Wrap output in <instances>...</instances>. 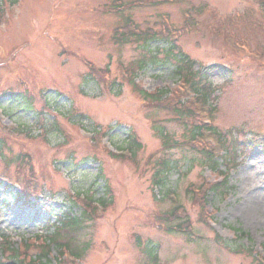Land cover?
<instances>
[{
    "label": "rangeland",
    "instance_id": "obj_1",
    "mask_svg": "<svg viewBox=\"0 0 264 264\" xmlns=\"http://www.w3.org/2000/svg\"><path fill=\"white\" fill-rule=\"evenodd\" d=\"M261 1L176 0L167 5L155 0H0V150L5 157L0 158V177L15 185L33 184L32 177H37L35 188L42 195L25 205L16 200L14 189L0 187V236L14 244L20 261L36 264L31 261L46 249L47 223L66 214L85 219L74 236L72 247L77 250L52 245V264L264 260V28L250 24L255 18L264 26ZM245 9L252 10L249 20L234 32L250 47L243 44L235 50L227 36L205 27L218 13L228 17L230 28ZM184 13L191 18L190 32ZM166 16L181 31L175 59L173 54L167 57L169 44L161 40L144 47L114 39L115 29L125 25L126 18L142 31H158ZM181 57L186 63L177 60ZM139 62L148 67L134 74L131 67ZM188 62H193L192 72L201 71L213 84L215 99L209 109L215 110L214 126L228 140L239 142L231 164L218 160L219 171L233 168L228 193L208 200L205 207L204 182L221 179L203 167L196 150L180 146L189 141L192 120L184 127L147 96L178 87L176 66L186 69ZM91 68L105 83L89 76ZM122 70L146 92L140 94ZM111 83H116L112 92ZM53 89L70 99L49 97L54 108L41 125L35 115L43 109V92ZM167 98L168 94L162 100ZM78 123L97 132V139L82 132ZM17 125L21 127L16 131ZM213 146L211 141L200 149ZM124 148L134 153H109ZM162 160L178 166L166 176L165 187L155 180L166 170ZM23 164L28 166L26 180L19 174ZM98 199L109 204L92 216L82 203ZM172 211L173 216L167 215ZM185 222L192 231L170 230ZM29 241L36 247L31 245L26 253ZM63 252L71 255L64 259ZM10 256L1 248L0 264H11Z\"/></svg>",
    "mask_w": 264,
    "mask_h": 264
},
{
    "label": "trees",
    "instance_id": "obj_2",
    "mask_svg": "<svg viewBox=\"0 0 264 264\" xmlns=\"http://www.w3.org/2000/svg\"><path fill=\"white\" fill-rule=\"evenodd\" d=\"M125 21L128 23L130 22L129 18H126ZM125 28V29H124ZM129 29L125 26H118L115 29V36L114 39L116 40V42H118V44H124V43H136V44H142L144 47H147L150 42L153 40H162L166 43L169 44L168 46V50L166 51V55L169 58L171 54L174 55L173 51L175 50V48L177 47V42L172 40L170 38V36H168L167 38L162 37V33L161 31H156L153 29H147L142 31L139 28H135V32L137 31V33H135L134 31H128ZM132 30V29H131ZM123 31V32H121ZM175 58V57H174ZM154 58H152L151 60H154ZM139 68H143L145 66H148V64H146L145 62H139L138 65ZM188 66L191 68L192 64L188 63ZM176 74L178 75H182L184 74L183 72V68L178 65L176 66ZM189 75H191L190 70L188 69ZM192 83V87L194 92L199 95L201 98V100L204 102V104L209 103L210 100H213V94L215 92L211 82L206 79L204 76H201L200 78L196 79L195 81H189ZM98 83V82H97ZM102 83V82H101ZM116 85V83L113 84V87ZM132 86L138 90V92L140 94H144L143 91H139V89L134 85V83L132 84ZM167 92H163L160 91L156 94H150L147 95L151 98H154V100H156L157 104H161L164 105L163 108L164 109H168L169 112H171L173 114V119L177 120L181 125H183L184 127L188 128V125L186 122H188L189 119L192 120L193 122V127L190 130L189 133V141L186 142L185 144H181L180 146H188L189 149H194L197 151L198 154L201 155L202 158V162L204 164V166H207L209 168H211L212 170L217 171L218 166H219V161H218V157H219V151L217 152L216 150H211V151H204L203 149H200V143H201V138L203 137L204 134L206 133H210V135L212 137H214L215 139H217V141L220 143L221 148L224 147V152L225 154H223V156L221 157L223 162L227 163V165L230 164L231 160V148L232 145L230 143H228V140L226 139V137L220 133L216 128L214 127H206L204 125L201 124V120L200 117L197 116L196 112L194 111V109L191 107V105L187 102H181L180 97L175 96L174 94H171L169 96V98L164 99V95H166ZM19 100L21 99L22 101L24 100V102H26L27 104L30 105V103L26 100V99H22V98H18ZM215 99V97H214ZM36 118L37 116L39 117L38 119V123L39 124H43L45 121V115L43 112L40 113H36ZM35 119V118H34ZM184 122V123H183ZM191 121L189 120V123ZM21 127L18 126L15 130H19V128ZM25 127H23L22 129H24ZM57 131H59L58 128H56ZM27 136H30L28 133L26 134ZM166 135H164L165 137ZM200 138V139H198ZM130 141V140H129ZM227 144V145H226ZM136 146L135 142L132 143V147ZM237 151V146L234 145L233 146V152L236 153ZM220 153H221V149H220ZM0 158L3 159L5 158L3 153L0 150ZM166 162V163H165ZM160 164H162V166L165 168L166 170L163 171H159L158 175L155 177L156 183L161 185L162 187L166 186L167 183V179L166 176L167 174L172 171L175 170L176 168H178V166L173 163H170L169 161H165L162 160L160 162ZM28 166L26 164H23V166L19 169V174H21L23 176V180H26L29 178L28 174L26 173V168ZM19 182V181H18ZM9 183V182H8ZM22 184L24 187V189L22 188V191L18 192L15 191L16 194V200L20 201L22 204H29L30 200V195H28L29 192H31L33 189L35 188V183L27 185L24 184L23 182H19L18 184ZM4 186L6 189H9L13 186L9 185V184H4L1 179H0V187ZM205 191V192H204ZM227 191V187L226 184H214L211 186H204V195L202 198V201H205V195H207L208 193H212V195L214 197H221L223 195L226 194ZM35 194V193H34ZM32 195V194H31ZM168 196V193H167ZM166 198V196H165ZM98 202L100 204H104L108 203L109 201L106 199H99ZM181 207H177L175 210L180 209ZM86 209L88 210L87 212L90 213V215L95 216L97 209L95 208H91L89 205L86 206ZM174 210V211H175ZM175 212H169L167 215H171L173 216ZM58 221L56 223L51 224L50 222L47 223L45 230H47V234L45 239H46V249L45 251H42L39 253L38 257L35 258V261H31L32 263H36V264H52V261L50 259L51 256V251L50 248L52 245H54V247H60V248H64V249H74L77 250L75 248L72 247V245L75 242L74 236L77 234V232L81 229L82 223L85 221V219L80 220L78 217H73L69 214H66L65 216L63 215L62 218H58ZM190 223L189 222H185L183 224H179L176 227L171 228V231H176V232H182V233H187L190 232ZM44 239V238H43ZM65 241V243H63V241ZM5 244H0V249L3 248L4 253L5 252H10L11 256H10V260H11V264H25L24 261H20L18 255L16 254L18 252V249L14 246V244L8 240L7 238L5 239ZM36 247V245H33L31 243V241L27 242L24 246V248H26L25 252L27 253V250H29L30 246ZM39 248H42L39 246ZM78 253H80V251H77ZM237 253H239L237 251ZM81 254H78L77 256H80ZM76 256V255H75ZM156 259V257H154Z\"/></svg>",
    "mask_w": 264,
    "mask_h": 264
}]
</instances>
